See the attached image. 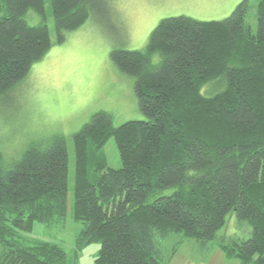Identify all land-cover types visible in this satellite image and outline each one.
I'll return each instance as SVG.
<instances>
[{
	"label": "trees",
	"instance_id": "trees-1",
	"mask_svg": "<svg viewBox=\"0 0 264 264\" xmlns=\"http://www.w3.org/2000/svg\"><path fill=\"white\" fill-rule=\"evenodd\" d=\"M49 1L54 41L44 0H0V99L54 43L106 12L103 0ZM249 8L243 0L220 21L168 17L143 50L111 51L145 119L113 127L102 111L72 136L75 256L97 243L95 264H166L162 241L178 234L205 245L233 211L251 235L220 248L239 264H264V0L255 33ZM28 11L42 22L29 25ZM112 138L118 169L106 167ZM67 201L64 137L28 148L8 170L0 159V264H68L60 245L30 237L34 223H63Z\"/></svg>",
	"mask_w": 264,
	"mask_h": 264
},
{
	"label": "rangeland",
	"instance_id": "rangeland-1",
	"mask_svg": "<svg viewBox=\"0 0 264 264\" xmlns=\"http://www.w3.org/2000/svg\"><path fill=\"white\" fill-rule=\"evenodd\" d=\"M105 14L93 13L66 40L53 44L42 60L32 65L24 80L0 99V159L5 170L30 147L46 148L56 136L64 137L68 155V215L63 223L43 226L34 223L30 237L60 245L68 264H95L99 244L92 243L74 255V239L81 224L72 218L74 148L72 136L98 112L111 115L118 127L144 120L134 95V79L112 63L114 49L143 50L159 21L186 16L198 21L227 18L243 0H103ZM249 0L247 22L256 31L257 5ZM45 24L54 41L50 1L44 0ZM3 12L0 11V15ZM29 25L42 19L33 11L24 16ZM158 60L154 56L153 62ZM106 167H121L114 139L104 147ZM247 221L231 211L213 241L202 245L182 235H171L160 243L166 264H239L227 258L220 245L240 243L251 235ZM175 247V252H171Z\"/></svg>",
	"mask_w": 264,
	"mask_h": 264
}]
</instances>
